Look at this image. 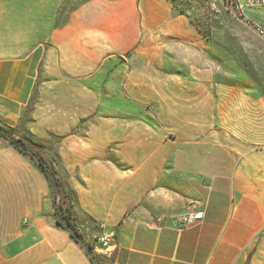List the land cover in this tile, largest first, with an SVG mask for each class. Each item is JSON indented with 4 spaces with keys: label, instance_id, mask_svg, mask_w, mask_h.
Wrapping results in <instances>:
<instances>
[{
    "label": "crops",
    "instance_id": "obj_1",
    "mask_svg": "<svg viewBox=\"0 0 264 264\" xmlns=\"http://www.w3.org/2000/svg\"><path fill=\"white\" fill-rule=\"evenodd\" d=\"M26 21H0V121L54 160L87 242L115 232L101 262L264 264V93L206 67L159 73L152 50L149 68L125 57L147 42L157 54L159 30L204 44L170 0H87L49 30ZM187 211L203 217L179 230ZM0 264H92L57 225L36 160L3 135Z\"/></svg>",
    "mask_w": 264,
    "mask_h": 264
},
{
    "label": "rangeland",
    "instance_id": "obj_2",
    "mask_svg": "<svg viewBox=\"0 0 264 264\" xmlns=\"http://www.w3.org/2000/svg\"><path fill=\"white\" fill-rule=\"evenodd\" d=\"M85 1L87 0H0V21L4 22L11 17L14 23L27 20L26 22L30 21L35 26L49 30L65 24ZM170 3L171 15L184 9L188 19L190 17L204 25L207 33H201L204 44L184 42L180 46L179 42L160 37L163 35H160L159 30L157 54L147 42L142 49L125 52V57H141L137 66L149 68L147 57L152 50L159 73H171L175 67L184 72L197 66L206 67L212 69L223 82L243 85L256 94L264 93V37L233 17L226 0H170ZM246 11L248 15L258 13L264 16V9ZM159 23L162 24L163 20ZM0 124L4 126V122L0 121ZM59 199L60 196L57 195V201ZM97 255L101 260L103 255Z\"/></svg>",
    "mask_w": 264,
    "mask_h": 264
},
{
    "label": "trees",
    "instance_id": "obj_3",
    "mask_svg": "<svg viewBox=\"0 0 264 264\" xmlns=\"http://www.w3.org/2000/svg\"><path fill=\"white\" fill-rule=\"evenodd\" d=\"M171 2H173V0H171ZM177 14H183L187 16L184 9H180ZM189 20L194 25H196L197 28L201 32H203L205 35L207 34L206 30L204 29V25H202L200 21L194 20L190 17H189ZM0 135H3L4 137H6L9 140V142L18 151L24 154H28L29 156H31L32 158L36 160L38 168L43 172V174H45L46 178L48 179L52 187L53 205L55 208V216H56L57 225L65 229L63 223L66 222L76 229L74 225V221H73L74 214H73V207H72L71 191L66 190V188L64 187V183L60 181V179L57 177L56 175L57 170L54 166V160H51L47 158L46 156H44L41 149L37 147L35 144L30 143L28 140L24 138L15 137L11 135L8 129H7V135L2 134V133H0ZM57 195L60 196V199H59L60 202H57ZM245 264H248V261Z\"/></svg>",
    "mask_w": 264,
    "mask_h": 264
},
{
    "label": "built area",
    "instance_id": "obj_4",
    "mask_svg": "<svg viewBox=\"0 0 264 264\" xmlns=\"http://www.w3.org/2000/svg\"><path fill=\"white\" fill-rule=\"evenodd\" d=\"M226 5L233 17L241 20L257 35L264 37V26L247 14V9H264V0H226ZM203 217L202 211H187L176 217L179 230L193 224ZM91 246L96 254L110 256L115 244V232L107 231L94 237Z\"/></svg>",
    "mask_w": 264,
    "mask_h": 264
},
{
    "label": "water",
    "instance_id": "obj_5",
    "mask_svg": "<svg viewBox=\"0 0 264 264\" xmlns=\"http://www.w3.org/2000/svg\"><path fill=\"white\" fill-rule=\"evenodd\" d=\"M0 133L7 135V128L2 126L1 124H0ZM63 225L65 229L69 232V234L75 239V241H77L81 245L84 252L91 260L92 264H103L99 259L98 255L93 250L91 244L87 242L74 227H72L66 222H64Z\"/></svg>",
    "mask_w": 264,
    "mask_h": 264
}]
</instances>
